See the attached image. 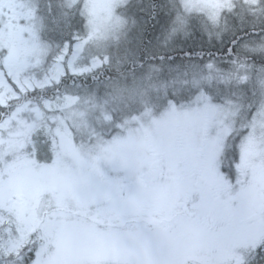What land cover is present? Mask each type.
<instances>
[{
    "label": "rangeland",
    "instance_id": "obj_1",
    "mask_svg": "<svg viewBox=\"0 0 264 264\" xmlns=\"http://www.w3.org/2000/svg\"><path fill=\"white\" fill-rule=\"evenodd\" d=\"M129 1L25 0V22L0 29V264H264L263 71L208 64L143 86L58 91L130 36L118 12ZM177 1L178 18L196 16L219 40L234 14L264 10V0ZM246 44L264 55V35ZM45 88L48 98L29 99ZM150 153L162 179L105 205L95 173L138 182Z\"/></svg>",
    "mask_w": 264,
    "mask_h": 264
},
{
    "label": "trees",
    "instance_id": "obj_2",
    "mask_svg": "<svg viewBox=\"0 0 264 264\" xmlns=\"http://www.w3.org/2000/svg\"><path fill=\"white\" fill-rule=\"evenodd\" d=\"M118 12L129 24H133L130 36L106 51L109 58L107 64L72 81L62 78L57 86L58 91L79 95L84 92H105L115 83L129 86L139 82L143 86L169 74L172 77L178 73L190 75V70L195 68L205 73L204 68L208 64L218 67L247 66L250 74L257 70L264 72V55L247 49L246 44L252 38L264 35V10L260 15L249 17L234 14L230 17L231 26L220 40L215 35L204 37L198 30L201 22L196 16L178 18L177 0H130ZM174 29L184 32H177L174 37L168 38L167 32ZM243 44L246 49L242 47ZM53 89L34 91L29 99L39 103L48 98ZM167 95L170 100L177 101L172 94Z\"/></svg>",
    "mask_w": 264,
    "mask_h": 264
},
{
    "label": "flooded vegetation",
    "instance_id": "obj_3",
    "mask_svg": "<svg viewBox=\"0 0 264 264\" xmlns=\"http://www.w3.org/2000/svg\"><path fill=\"white\" fill-rule=\"evenodd\" d=\"M25 0H0V29L1 28H15L20 24L25 22V15L21 13V10L24 8ZM150 156L153 158L148 165L147 171L140 174V181L138 182H129L126 185L114 186L110 180L104 178L101 172L95 173V178L99 182V186L101 189L107 194V197L103 200V203L108 204L109 200H111L110 196H113L114 191L117 194H122L124 189L128 185H144L145 188L152 187L159 180L162 179L163 173L161 172L160 160L157 158L155 154L150 153ZM93 164L94 161L90 160ZM151 165L154 167L151 168ZM94 168H89L88 172L93 173ZM190 185L194 188L193 191H197L202 188L201 186V178L196 177L192 178V175H188ZM190 179H194L192 182ZM187 180V179H186ZM181 204V203H179ZM249 218H246L245 221H248ZM249 222V221H248Z\"/></svg>",
    "mask_w": 264,
    "mask_h": 264
},
{
    "label": "water",
    "instance_id": "obj_4",
    "mask_svg": "<svg viewBox=\"0 0 264 264\" xmlns=\"http://www.w3.org/2000/svg\"><path fill=\"white\" fill-rule=\"evenodd\" d=\"M154 166L153 165H151V168H153ZM16 199H19L17 196H14ZM255 218V216H252V217H250L249 219H248V221H251V220H253Z\"/></svg>",
    "mask_w": 264,
    "mask_h": 264
}]
</instances>
